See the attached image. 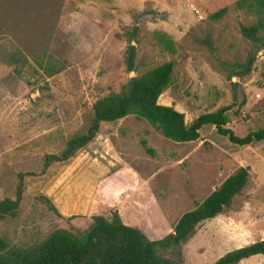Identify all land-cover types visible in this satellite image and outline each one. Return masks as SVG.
<instances>
[{
	"label": "rangeland",
	"instance_id": "obj_1",
	"mask_svg": "<svg viewBox=\"0 0 264 264\" xmlns=\"http://www.w3.org/2000/svg\"><path fill=\"white\" fill-rule=\"evenodd\" d=\"M236 1L0 0V200L15 199L19 174H29L14 214L0 219V236L28 247L58 228L88 229L90 210L58 214L44 198L38 177L44 156L61 153L69 138L87 131L96 100L122 93L131 77L161 63L172 61L173 70L158 102L183 112L186 123L231 105L227 126L235 134L263 127L264 48L249 73H235L252 49L241 25L256 21ZM223 7L221 18L210 17ZM160 36L174 42V51ZM129 44L136 50L131 71ZM102 125L112 127L109 153L131 171L107 179L106 201L95 192L104 216L116 210L124 223L161 238L227 176L247 167L246 184L223 212L198 223L179 245L157 250L174 264H213L264 239V140L239 146L206 124L196 140L177 142L135 114ZM63 190L60 185L56 194ZM237 264H264V254Z\"/></svg>",
	"mask_w": 264,
	"mask_h": 264
},
{
	"label": "trees",
	"instance_id": "obj_2",
	"mask_svg": "<svg viewBox=\"0 0 264 264\" xmlns=\"http://www.w3.org/2000/svg\"><path fill=\"white\" fill-rule=\"evenodd\" d=\"M235 5L256 15L255 22L242 24L240 28L241 34L252 42L246 61L235 72L237 75H244L252 70L258 51L264 48V0H237ZM226 10V7L220 8L211 13L210 17L219 19ZM158 39L167 50L174 51L171 39L164 36ZM135 56V46L129 44L125 62L130 71L134 69ZM172 70V61L161 63L139 76L131 77L122 93L109 94L96 100L92 105L93 118L87 131L69 138L61 153L46 154L39 174L44 173L50 164L69 159L89 143L101 122L118 120L128 114L145 119L160 129L166 138L177 142L196 140L201 127L206 124L213 125L218 134L239 146L264 140V126L243 136L235 134L227 126V111L231 105L201 113L190 123H186L183 112L172 105L159 103L160 94L171 81ZM26 175L29 174H19L15 199L0 200V219L7 214H14L24 186L23 177ZM247 178L248 168H238L194 209L184 212L176 221L173 231L161 238H150L140 228L124 223L118 211L111 209L110 218L99 213L92 214V223L85 231L74 233L58 228L44 240L28 247L12 245L0 236V264H174L161 255L157 247L179 245L192 235L198 223L223 212L233 197L242 190ZM44 198L60 214L49 198ZM258 254H264V239L229 250L213 264H237Z\"/></svg>",
	"mask_w": 264,
	"mask_h": 264
},
{
	"label": "crops",
	"instance_id": "obj_3",
	"mask_svg": "<svg viewBox=\"0 0 264 264\" xmlns=\"http://www.w3.org/2000/svg\"><path fill=\"white\" fill-rule=\"evenodd\" d=\"M102 124L103 122L99 124L94 138L77 150L72 157L50 164L44 173L38 175L43 180L40 182L42 187L46 188L44 194L61 214H71L80 210H90V215L103 214L99 211L98 205L94 203L95 195L98 193L104 200L102 195L110 191V188L106 186L110 182L107 179L131 174V171L124 169L121 161L109 153L107 144L112 127L104 129ZM75 171L78 173L74 174ZM71 177L74 178L71 179ZM60 185L64 189L62 195L56 194ZM106 203L109 206L108 201ZM95 206L96 212H94ZM132 226L142 230L140 225Z\"/></svg>",
	"mask_w": 264,
	"mask_h": 264
}]
</instances>
